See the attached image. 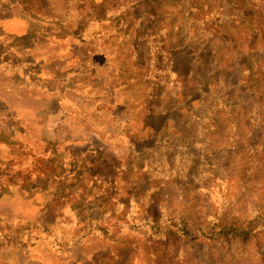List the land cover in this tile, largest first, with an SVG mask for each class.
I'll return each mask as SVG.
<instances>
[{
    "label": "rangeland",
    "instance_id": "1",
    "mask_svg": "<svg viewBox=\"0 0 264 264\" xmlns=\"http://www.w3.org/2000/svg\"><path fill=\"white\" fill-rule=\"evenodd\" d=\"M42 2L0 0V264H261L263 0Z\"/></svg>",
    "mask_w": 264,
    "mask_h": 264
},
{
    "label": "trees",
    "instance_id": "2",
    "mask_svg": "<svg viewBox=\"0 0 264 264\" xmlns=\"http://www.w3.org/2000/svg\"><path fill=\"white\" fill-rule=\"evenodd\" d=\"M50 0H43V4L46 6V7H49L48 6V2H49ZM263 3H264V0H263ZM93 4V3H92ZM95 5V2H94V4H93V12H95L96 11V9H97V7H95L94 6ZM105 6V3H103L102 5H100V7H99V10L101 9H103V8H105L104 7ZM264 6V5H263ZM95 8V9H94ZM141 8V7H140ZM152 15L149 13L148 14V17H151ZM179 17H181L179 20H180V22L178 23V27H179V29H178V32L180 33L182 30H183V28H184V25H185V21L183 20V17H182V14L180 13L179 15H178ZM262 16V17H261ZM255 19H256V21H258V23H260V24H263L264 25V23L262 22V21H264V7H263V11L262 12H260L259 14H257V16H255ZM172 42H173V38L172 37H170L169 38V47H166L165 49L166 50H169V51H167L168 53H167V55H168V57L169 56H171V58L174 56V59L172 60V67H173V69H174V71H175V73H176V75L179 77V78H182V73H184V71H188V69H189V67H191L192 66V61L184 54V53H178V43H177V45L176 44H172ZM227 48V51L229 52V53H233V52H236V48H233L232 46H228V47H226ZM239 48V47H238ZM241 48H244V45H242L241 46ZM251 49H253L252 48V46H251ZM248 62V61H247ZM247 62H245V64L244 65H246L247 64ZM219 65H222V61L221 62H219ZM218 65V66H219ZM226 66L228 69H234V65H231V63H225V64H223V66ZM217 68V67H216ZM245 69L246 70H244V71H246L248 74H249V76H248V78H245V79H243V81H245V82H247V85L245 86V88L247 89V90H250L251 89V86L249 87V84H251V83H253V84H255L252 80H251V78H252V76H251V74H252V71H250V70H248L247 69V67L245 66ZM202 68H199V70L197 69V68H194V70H193V72H197V71H199V72H202ZM189 73H192V70H189ZM205 78H206V76H203V80H205ZM201 79V78H200ZM264 79V78H263ZM213 81L212 80H208V84H210V83H212ZM256 82V84L258 83L257 81H255ZM203 83H201L200 85H202ZM185 88H188V87H185ZM254 89V88H253ZM190 90V89H189ZM206 93H208L207 91H206ZM257 96H258V94H255V93H253L250 97H249V101H253V102H255V103H253V105L251 106V108L249 109V107L248 108H246L247 109V112H248V114H247V112H246V110H245V114H246V117H247V115L249 116V118H248V128H249V130H250V134H251V136L252 137H254V136H257V134H258V132H259V130H262V129H264V106H263V104L262 103H264V102H262V101H260V104H258V103H256V101H257ZM196 101V100H195ZM246 102L248 103V101L246 100L244 103L246 104ZM200 103V102H199ZM202 105V104H201ZM256 109V110H255ZM171 111H173V109L171 110ZM244 111V110H243ZM198 114L199 115H197L196 116V122H201L202 120H204V117L202 116L203 115V110H200L199 112H198ZM205 115V114H204ZM207 115V114H206ZM244 121H245V116H244ZM165 124V123H164ZM198 124V123H197ZM264 154V153H263ZM147 221H149V223H151V221L152 220H147ZM237 230V232L238 231H241L240 229H236ZM220 235H222L223 237H225V236H227V237H231V235H234L232 232H227V231H222V232H220ZM249 241V240H248ZM263 249H264V247H263ZM259 257H261V260H259V261H261V264H264V251L263 252H259Z\"/></svg>",
    "mask_w": 264,
    "mask_h": 264
}]
</instances>
